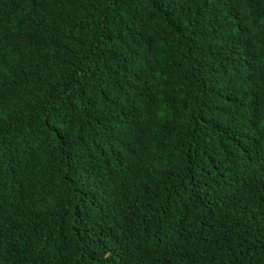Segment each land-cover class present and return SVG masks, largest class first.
Here are the masks:
<instances>
[{
	"label": "trees",
	"instance_id": "16d2710c",
	"mask_svg": "<svg viewBox=\"0 0 264 264\" xmlns=\"http://www.w3.org/2000/svg\"><path fill=\"white\" fill-rule=\"evenodd\" d=\"M0 264H264V0H0Z\"/></svg>",
	"mask_w": 264,
	"mask_h": 264
}]
</instances>
